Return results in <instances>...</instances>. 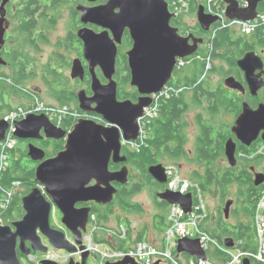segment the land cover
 I'll list each match as a JSON object with an SVG mask.
<instances>
[{
	"label": "water",
	"instance_id": "95a60500",
	"mask_svg": "<svg viewBox=\"0 0 264 264\" xmlns=\"http://www.w3.org/2000/svg\"><path fill=\"white\" fill-rule=\"evenodd\" d=\"M9 0H5L0 11H5ZM94 1V0H90ZM227 4V16L231 20L254 21L259 14V6L264 0H248L249 7L242 9L235 0H222ZM120 8L121 15L114 25L108 18L111 9ZM175 15L171 12L166 0H111L106 7L84 9L82 19L85 22H95L104 28L114 30L118 42L126 28L131 32L134 46L128 53L129 66L132 74L131 86L136 88L140 97L137 103L130 99L120 100L118 84L113 75L116 69L117 44L112 41L107 44L85 31L80 33L86 44V55L92 63V90L94 96L88 97L85 92L79 94L80 109L85 113L100 116L104 122L82 118L77 121L73 131L55 125L47 115H30L15 124V137L19 140L40 138L39 133L45 130L49 139L63 141L64 150L56 156L47 159L45 150L30 145L28 157L38 163L35 169L37 186L22 199L25 215L11 225L0 227V262L2 264H22L18 249L25 257L33 252L47 253L39 232L55 249L67 251L76 255L83 251V232H86L91 210L76 209L78 203H97L107 205L119 193L113 183L122 186L129 183L130 170L128 166L119 172H111L110 160L114 154L115 163H127L128 158L122 156L125 144L137 142L141 134L140 119L145 116V110L153 103V96L164 91L175 75L179 60H185L195 54L202 39L194 36L183 37L179 30L172 27L171 21ZM102 18V20H101ZM198 23L203 31H208L218 22L217 17L205 13L204 7L198 9ZM1 28V27H0ZM193 40V45L191 44ZM100 64L108 84H102L94 74V67ZM246 73L251 92L254 96L264 88V63L255 53H249L238 62ZM261 70L260 74H256ZM80 68L74 66V76H79ZM231 81L227 84L231 86ZM9 128L8 123L0 126L2 140ZM234 134L246 147H251L260 137L264 142V103L254 110L249 104L243 105V110L233 128ZM238 146L233 139L225 145V156L232 167L237 166ZM151 177L160 185H167L168 177L163 164L149 168ZM93 182L95 185L90 186ZM264 182V174L256 175L255 184ZM169 206L181 207L187 215L193 211L192 194H180L163 191L158 196ZM233 200L226 202L224 214L229 218ZM58 209L62 215V223L74 236L79 248L69 242L64 232L51 225L53 209ZM32 247L29 249L27 243ZM228 249H235V240H225ZM179 254H186L198 260L207 261V252L201 247L198 239H182L178 243ZM89 252L82 253L81 263L74 259L69 264H88ZM40 264H58L42 260ZM112 264V263H108ZM116 264H137L131 259H125ZM155 264H161V261ZM243 264H253L250 258H245Z\"/></svg>",
	"mask_w": 264,
	"mask_h": 264
},
{
	"label": "flooded vegetation",
	"instance_id": "af4514ba",
	"mask_svg": "<svg viewBox=\"0 0 264 264\" xmlns=\"http://www.w3.org/2000/svg\"><path fill=\"white\" fill-rule=\"evenodd\" d=\"M110 1L111 0L8 1L5 11H0V126L3 122H5L8 123L10 128L8 116L13 111L19 108H23L26 111H33L38 105H43L45 108L55 109V111L57 112L67 108V112L64 116L74 115L75 112L80 109L79 94L81 92H85L88 97L94 96L92 90V63L88 60L86 55V44L80 37V33L83 31H85L87 34L95 36L99 40H103L107 44H109L111 41L112 43L115 42L117 44L118 50L116 69L113 75V79L118 84V95L123 89H128V92L132 96H134L135 92L138 93L137 89L133 88L130 85L132 74L129 66L128 53L134 46V41L132 39L130 30L126 28L122 34L121 42H118L114 30L104 28L95 22H85L82 19L84 9L106 7ZM196 1V4H190V10L193 13H190V15L182 18L181 15H175V13H173L170 7L171 1L166 0V2L169 4L171 12L175 15V17L171 21L172 27L178 29L179 34L183 37L194 36L195 38L202 39L197 52L187 58L189 59V61L181 70L182 74L188 71L190 77L188 80L192 81H194L199 76L201 70L200 64L203 60L202 56L207 52L209 37L216 23L219 24L218 22H216L208 31H204L202 35L200 29L198 28V26L200 25L198 23L197 14L199 7L204 6L202 5V0ZM4 2L5 0H0V8ZM193 9L195 10L193 11ZM111 11L112 13L111 15H108V18L114 22V25L119 24L117 20L121 15V9L114 8L111 9ZM261 13L262 12H260L259 10V14ZM190 18L196 20L195 25L189 23ZM185 25H188L190 29L184 30ZM233 29L236 28H232V32L234 31ZM237 31L238 32H233V34H236L232 36L235 40L241 39V44L231 47L229 50V54L223 58L215 60L213 59L212 61H210L209 58L210 63L207 67V70L196 86L202 85L203 88L208 89L210 92L218 93V90H222L223 92H225L231 107L227 112H225L222 117H219V121L224 120L225 122V129L229 132L228 140L233 139L238 146V150L240 149V147H245L247 149L255 151L253 154H246V152H237L238 163L235 167H232L229 164L225 156V159L229 164V166L226 167L228 169L238 170L239 174L237 176H242L243 182H245L241 187L237 186L239 188L238 197L235 200L236 202L233 200L234 205H237V209H233L234 205L231 208V213L233 211H236L238 223L245 220L244 209L245 207H247L248 187L251 186L253 182H255L257 174H264V161H262V157L264 156L258 153V148L263 143L261 138L259 137L251 147H246L242 144V142L239 141V139L233 132L236 120L242 113L244 104H249L254 110H256L260 104L264 103L262 101V93H264V88L258 92L257 96H254L251 92L247 75L239 66L238 62L241 59L245 58L247 54L255 53L262 59L264 63V45L258 43V40L256 38H253L252 35L246 36L243 35L238 29ZM246 42H250L251 44L254 43V45H256L255 49H245ZM191 44H194L193 40H191ZM75 64H77L80 68L79 76L76 77L74 76ZM196 66L198 67L195 68ZM260 73L261 70H258L256 72V74ZM94 74L102 84L105 85L109 83V80L106 78L99 63L94 67ZM173 79H176V76L175 78L173 77ZM228 81H231V86L227 84ZM121 85L126 86L123 87ZM139 97L140 95L138 93L137 98L131 100L134 103H137ZM194 111H197L194 115V125L197 128V138H195L194 144L195 150L197 139L200 134V126L198 124V118L200 114L203 113L204 122H208L210 124H215L216 119L214 116L207 113L208 109L206 108L203 110L194 109L186 114L187 122L188 115L193 113ZM83 113L84 114L82 118L92 120L101 119V121H96L104 124L100 116L92 113ZM43 114H45L43 111L36 112L34 110V113L30 115ZM48 118L56 125L55 120L52 119V116H49ZM225 118H227L226 121ZM76 123H73V126L67 128L66 131L68 133L72 132ZM217 123L218 126H220V123ZM189 128L190 124L188 122V127L186 129L187 133ZM8 130L6 132L4 140H2V135L0 133V147L2 143L7 139ZM39 137L40 138H32L28 140L18 139L19 144L25 147L27 155L28 147L30 145H34L45 150L47 159L56 156L65 148L66 139L63 141L49 139L47 138L44 129L40 131ZM189 142L190 139L188 141V144ZM56 143H60L63 145L62 149H60L57 153L55 152L56 148L54 147ZM194 150L188 151L189 154L193 152L190 158H194ZM131 154H133V151L125 144L122 149V156L129 157V155ZM164 159L165 158L161 159V164L166 167L168 164L165 163ZM249 159H251V161H249ZM257 160L259 161L255 162ZM248 162H252V164ZM35 165L37 167L38 163H35ZM125 166H128L130 170L129 183L124 186L113 183V185L118 189L119 193L114 197V200L111 203L107 205L97 204L94 202L87 204L78 203L76 205V209L89 208L91 210V218L94 216L97 220V218L104 219L105 217H107L109 225H114L122 220V213H120L122 212V209L118 203L120 192L126 187L133 188L134 185L142 183L141 179L140 181L135 180V182L131 184V180L133 179L132 169L137 170V168L131 165L129 159L128 162L124 164L115 163L114 154L112 155L109 166L111 172H119ZM219 167L220 168L217 174L219 177H222L225 175V167ZM244 169H246L247 171H245ZM195 172H193L192 175H194ZM155 183L157 182L153 180V184L157 187V189H155L157 191L156 199L158 200V202H162V200L158 196L160 193L167 190L166 185H161L163 187L160 188ZM95 184L96 183L93 182L90 186ZM255 187L263 188L264 182L260 186H257L255 184ZM148 188L151 187L149 186ZM55 209L56 208H54L53 211ZM51 225L53 227L52 221ZM208 226L212 231L215 232L220 229L218 228V222L216 220L215 223H213V218H211V215ZM53 228H57V230L64 232L57 226ZM145 232L147 231L145 230ZM64 233L68 241L71 242L68 232ZM39 234L42 237V241L44 244L45 237L40 232ZM72 238L74 240V236ZM27 247L30 249L32 247V244L28 242ZM35 254L37 253L33 252L30 257H25L18 249V255L22 264H29L28 260L31 263L35 262L37 260ZM42 254H45V256L48 255L49 250L47 253ZM31 257H33V259H31ZM0 264L2 263L0 262Z\"/></svg>",
	"mask_w": 264,
	"mask_h": 264
},
{
	"label": "trees",
	"instance_id": "16d2710c",
	"mask_svg": "<svg viewBox=\"0 0 264 264\" xmlns=\"http://www.w3.org/2000/svg\"><path fill=\"white\" fill-rule=\"evenodd\" d=\"M171 2L173 0H170ZM196 0H191V5L196 4ZM171 4V3H170ZM198 7V6H197ZM197 9V8H196ZM195 9H193L194 11ZM260 12L264 13V2L260 4ZM193 13L191 10L181 17H186ZM202 35L203 30L198 26ZM190 27L185 25L184 30H189ZM232 28L221 29L214 37L210 35L207 45V52L203 55V60L200 64L201 70L199 76L194 80H188L189 72L181 73L182 68L188 63L189 59L184 60L185 65L177 68L175 71L176 79H173L168 88H171L168 97L164 96L159 99L158 114L155 118L150 120V123L145 124L144 131L146 140L144 144L138 145L134 148L130 145H126L133 151V154L127 157L131 165L137 168L141 172L142 183H138L133 188H124L119 195V205L125 212H143L141 205L132 203L131 198L136 194H140L148 186V183L153 181L149 168L153 165L161 164V159L167 157L170 162H179L184 159L191 163V165H198L194 175L191 176L190 181L197 183L203 194H206L210 189L215 186L222 191L224 195L228 194V189L233 186L241 187L243 183V177L237 176L238 170L224 168L225 175L218 176V170L220 163L225 161V145L229 138V132L225 129L224 120L219 121V117H222L225 112L231 107L227 95L222 90H218V93L210 92L208 89L202 87V85L196 86L199 80L205 74L208 67V59L223 58L229 54V50L234 45L241 44V39L235 40L232 36ZM253 38L258 40V43L264 45V28L259 29L252 34ZM254 43L246 42L245 49H255ZM245 52V51H244ZM196 66L195 68H197ZM129 84V83H127ZM123 86V85H121ZM124 85L123 87H125ZM129 90L123 89L119 94L120 100L136 99L138 93L135 92L132 96ZM264 102V93H262ZM208 109V114L215 117V124L204 122V114L201 113L198 118V124L200 126V134L197 139V144L194 150V158H190L187 150L188 133L186 131L188 122L186 120V114L194 109ZM13 110V109H12ZM83 111L78 109L74 115L64 116L61 123V128L67 129L73 126L78 119L82 118ZM101 121V119H95ZM203 120V121H202ZM220 126H218V123ZM57 124V122L55 121ZM18 146L10 153V166L3 172L0 178V219L3 220L4 225H11L13 222L19 221L25 214L22 205V199L29 194L36 186L35 181V163L28 158L27 151L21 149ZM264 145V142L262 143ZM62 144L56 143V153L62 149ZM239 152H246V154H253L255 151L240 147ZM264 161V157H262ZM251 161V159H249ZM259 160L255 161L258 162ZM261 162V160H260ZM252 164V162H248ZM168 166H170L168 164ZM247 171L246 169H244ZM15 183L19 185L15 186ZM158 187L162 188L159 183H155ZM167 188V187H166ZM264 190L263 188L255 187V182L247 189L248 200L247 207H245V220L238 222L232 228H228L226 223H218L217 232L212 231L208 222L210 219V210L208 209V217L202 224V228L205 232L210 234L215 240H217V246L213 250L207 251L208 259L214 264H228L232 257L226 252L225 242L221 240L222 237H233L235 243L242 241L240 246L241 250L256 253L258 248L257 230L255 225V217L257 206ZM11 192V194H10ZM10 194V196H9ZM158 210L163 212L158 215L160 219V225L168 228V211L169 205L162 201L159 202ZM159 214V213H158ZM98 216V215H97ZM92 224L102 225L106 228L109 221L107 217L104 219L91 220ZM125 226L128 230V238L124 241L114 240L110 241L108 237L101 232H96L93 239L98 244H108L114 250L123 251L134 247L141 241L149 240L144 238L145 231H142L138 238L133 237V228L130 221L127 224L123 221H119L114 226ZM116 228V227H115ZM237 230V231H236ZM163 234L165 231H159ZM227 238V239H228ZM236 245V244H235ZM253 264H263L257 261L255 258L250 257Z\"/></svg>",
	"mask_w": 264,
	"mask_h": 264
},
{
	"label": "built area",
	"instance_id": "2783aa9c",
	"mask_svg": "<svg viewBox=\"0 0 264 264\" xmlns=\"http://www.w3.org/2000/svg\"><path fill=\"white\" fill-rule=\"evenodd\" d=\"M205 13L209 16H217L219 21L212 30V37H214L221 29L236 28L243 35L249 36L264 28V13L258 15L254 21H239L231 20L227 16V4L222 0H202ZM238 6L242 9L249 7L248 0H235ZM191 0H173L170 4L171 10L175 15H185L190 11ZM210 61L208 59V65ZM185 65L184 60H179L177 68ZM171 88L168 86L164 91L158 95L153 96L152 105L145 110V116L140 119L141 134L137 142H130L126 145H130L137 148L138 145L144 144L146 135L144 131L145 124L150 123V120L155 118L158 114L159 99L166 96L168 97ZM36 112L43 111L46 115L52 116L57 122V126H60L67 108L62 111H55V109L45 108L43 105H38L35 109ZM33 111H26L23 108H19L8 116L10 128L8 130L7 139L2 143L0 147V178L3 172L10 166V153L18 146V139L15 137V124L17 121L26 119ZM258 153L264 156V145L258 148ZM166 173L168 177L167 189L174 193H180L183 195L192 194L194 199L193 211L190 215H187L184 210L179 206H170L168 211V228L165 230L163 241L161 245H154L150 242L142 241L137 243L134 247L128 250L117 251L114 250L108 244H98L93 239L96 232L104 233L107 237H110L117 241H124L128 238V230L125 226L116 228H104L97 224H92L91 220H95V217H90L86 232H83V246L85 249L79 251L78 255L84 252L96 253L101 248L107 249V254L101 253L103 258L102 264L108 262L118 263L125 259H131L137 264H155L157 261H162L167 264H214L209 259L207 261L198 260L193 257H187L179 255L177 252L178 243L182 239H198L201 243V247L207 252L213 250L218 244L210 234L204 231L202 228L203 222L208 217V209L206 203V196L201 191L197 183H194L188 179L181 177L179 170L175 165L166 166ZM19 183H15V186ZM11 194V192H10ZM9 194V196H10ZM255 225L257 230L258 248L256 253L244 251L240 249L242 241L235 243V249H226L232 259L228 264H243L245 258L253 257L260 263L264 264V190L261 194L255 217ZM4 226V222L0 219V227ZM91 233V234H90ZM74 245L78 248L75 239ZM72 256V255H71ZM33 259V257H31Z\"/></svg>",
	"mask_w": 264,
	"mask_h": 264
},
{
	"label": "rangeland",
	"instance_id": "374dc122",
	"mask_svg": "<svg viewBox=\"0 0 264 264\" xmlns=\"http://www.w3.org/2000/svg\"><path fill=\"white\" fill-rule=\"evenodd\" d=\"M189 23L192 25H195L196 20L193 18H190ZM233 30H234L233 32H238L237 29H233ZM233 32H232V35L236 34V33L233 34ZM174 78H175V75H174ZM196 112L197 111H194L193 113L189 114L187 117L188 122L190 124V128L188 129V141L190 139L189 144H187V148H188L187 150L188 151L194 150L195 138H197L196 137L197 128L194 125V115L196 114ZM226 120H227V118H225V121ZM19 147L21 149H24L23 145H19ZM192 153L193 152H191L189 154L190 157L192 156ZM163 158H165L164 160H165L166 164L175 165L176 168L179 170L181 177L184 179H188V180L191 179L193 172H195L196 170H199L198 165H191V163L188 162L187 160L185 161L184 159H181V160H179V162L172 163V162H170V159H168L167 157H163ZM220 166L226 167V166H229V164H228L227 160H225V161H222L220 163ZM34 167H36V165ZM132 175H133L134 181L132 179L131 184L133 182H135V180L140 181L142 179L141 172L136 170V169H132ZM149 186L151 188H148ZM166 187H167V185H166ZM155 189H157V187L153 184V181H151L148 183V186H146V188L143 190V192H141L140 194H136L135 196H133V198L130 199L132 203H136V204L141 205V207L143 208V212H139V213L138 212H135V213L134 212H125V211L123 212V210H122V212H120V213H122V218H121L122 220L121 221H123V223L127 224V221H130L131 226L133 228L134 239L138 238L139 234L142 231L146 230L147 232H145L144 238L149 240L150 243H152L154 245H161L165 232L163 234H161L159 231H161V230L165 231V230H167V227H163L162 225L159 224L161 221H160V219H158L157 216L160 215L161 213L163 214V212L158 210L159 202L156 199L157 198L156 197L157 191ZM238 192H239V188L236 185L231 186L227 191L228 194H226V195H224L222 193V191L219 190L215 186H213L210 189V191L206 194V203H207V206L209 207L211 218H213V223H215V220L218 223H226L227 222L226 224H228L227 225L228 228H232L233 225L237 224L236 211H233L232 213H230L229 218L226 219L225 214H224V210H225V205H226L227 201H229V200L235 201L237 199ZM233 209L236 210L237 205H234ZM62 219H63L62 213L58 209H55L53 211V216H52L53 227L57 226L59 229H62L64 232H68V235L70 236V241L73 242V238H72L73 235L63 225ZM114 225L110 224L108 226H112L109 228H115L116 227V229H119L120 225L119 226H114ZM100 226L104 227L102 225H100ZM104 228H106V227H104ZM99 234H102V233H99ZM227 238L228 237H222L221 240L224 241ZM108 239L110 241H113V239L110 237H108ZM146 242H148V241H146ZM44 244L49 247V254L46 256H45V254H42V253L35 254L37 260L35 262H33L34 264H40L39 262L42 260H48V261H53L56 263L64 264V263L70 262L72 258L75 260L76 263H79L82 261V254L81 255L76 254L74 256H71V254H69L67 251L55 249L51 246V244L49 243V241L46 238L44 239ZM101 253L107 254V249L101 248L96 253H90V257L88 259V264H102L103 263V258H102L103 256ZM179 255H184V256L190 257L186 254H179ZM28 263L33 264L29 260H28ZM108 263L116 264L115 262H108ZM161 264H167V263L161 261Z\"/></svg>",
	"mask_w": 264,
	"mask_h": 264
},
{
	"label": "bare ground",
	"instance_id": "6f19581e",
	"mask_svg": "<svg viewBox=\"0 0 264 264\" xmlns=\"http://www.w3.org/2000/svg\"><path fill=\"white\" fill-rule=\"evenodd\" d=\"M49 117V116H48ZM168 204V203H167Z\"/></svg>",
	"mask_w": 264,
	"mask_h": 264
}]
</instances>
